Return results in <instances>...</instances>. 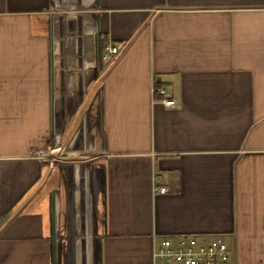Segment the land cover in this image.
Instances as JSON below:
<instances>
[{"label":"crops","instance_id":"0c3cea01","mask_svg":"<svg viewBox=\"0 0 264 264\" xmlns=\"http://www.w3.org/2000/svg\"><path fill=\"white\" fill-rule=\"evenodd\" d=\"M181 235L264 264V0H0V264Z\"/></svg>","mask_w":264,"mask_h":264},{"label":"built area","instance_id":"2783aa9c","mask_svg":"<svg viewBox=\"0 0 264 264\" xmlns=\"http://www.w3.org/2000/svg\"><path fill=\"white\" fill-rule=\"evenodd\" d=\"M116 47H108L107 55L117 54ZM156 92L163 98L167 107H175V101L170 99L165 89ZM156 192L165 194L167 188L156 189ZM234 250L230 247L225 236H172L164 239L154 251L156 264H231Z\"/></svg>","mask_w":264,"mask_h":264}]
</instances>
